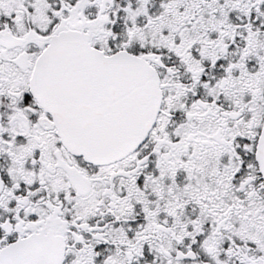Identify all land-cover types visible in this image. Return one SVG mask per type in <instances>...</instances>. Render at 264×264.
Instances as JSON below:
<instances>
[{
    "label": "snow or ice",
    "instance_id": "snow-or-ice-1",
    "mask_svg": "<svg viewBox=\"0 0 264 264\" xmlns=\"http://www.w3.org/2000/svg\"><path fill=\"white\" fill-rule=\"evenodd\" d=\"M0 264H264V0H0Z\"/></svg>",
    "mask_w": 264,
    "mask_h": 264
}]
</instances>
